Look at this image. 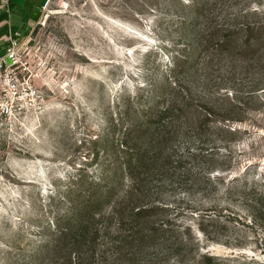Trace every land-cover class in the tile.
Segmentation results:
<instances>
[{
    "label": "rangeland",
    "instance_id": "1",
    "mask_svg": "<svg viewBox=\"0 0 264 264\" xmlns=\"http://www.w3.org/2000/svg\"><path fill=\"white\" fill-rule=\"evenodd\" d=\"M22 44L0 264H264V0H50Z\"/></svg>",
    "mask_w": 264,
    "mask_h": 264
},
{
    "label": "crops",
    "instance_id": "2",
    "mask_svg": "<svg viewBox=\"0 0 264 264\" xmlns=\"http://www.w3.org/2000/svg\"><path fill=\"white\" fill-rule=\"evenodd\" d=\"M48 0H11L7 18L0 13V56L6 53L10 37L25 43L30 31L39 23Z\"/></svg>",
    "mask_w": 264,
    "mask_h": 264
},
{
    "label": "built area",
    "instance_id": "3",
    "mask_svg": "<svg viewBox=\"0 0 264 264\" xmlns=\"http://www.w3.org/2000/svg\"><path fill=\"white\" fill-rule=\"evenodd\" d=\"M10 1L11 0H0V13L4 15L5 18L10 14ZM49 1L50 0H48L47 3ZM22 45L23 44L14 37H10L6 53L0 56V82H2L1 80L4 75H13L12 78L5 81V85L9 89L7 96L12 99H19L21 97L19 91L21 81L16 71L23 65ZM24 92V96L32 101L31 105L33 107L43 102L41 94L30 82H25Z\"/></svg>",
    "mask_w": 264,
    "mask_h": 264
}]
</instances>
